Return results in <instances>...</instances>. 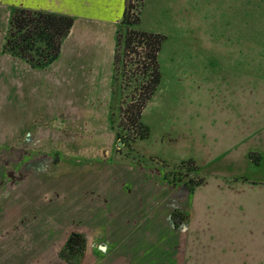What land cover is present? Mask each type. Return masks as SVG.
<instances>
[{
    "label": "rangeland",
    "instance_id": "374dc122",
    "mask_svg": "<svg viewBox=\"0 0 264 264\" xmlns=\"http://www.w3.org/2000/svg\"><path fill=\"white\" fill-rule=\"evenodd\" d=\"M170 1L180 9L178 21L140 15L137 25L138 29L165 36L157 54L160 81L141 113L147 138L127 141L125 137L132 133L124 129L119 138L115 135L119 108L125 105L121 101L129 100L137 83L134 80L141 76H131L133 66L121 50L120 58L127 65L123 67L122 61L119 64L116 96L110 104L113 117L110 113L109 120H105L106 124L111 122L114 137L105 125L104 133L94 143L78 144L77 149L84 150L80 152L83 159L70 151L77 150L73 143L67 157L52 151L49 166L37 167L35 174L25 173L17 191L13 185L1 189L0 226L4 227V238L51 239L55 248L70 232H79L85 237V249L87 244L114 241V262L120 264L125 248L123 242L117 243L121 235L110 237L105 230L119 228L116 220L121 222L127 217L128 223L120 231L128 236L136 234V213L144 210L134 209H138V192L130 184L124 186L131 189L130 194L117 185L115 191L121 194L115 195L111 189L110 193H100L99 198L96 188L102 180L128 184L132 179L137 185L142 173L132 172L133 165L151 164L162 166L167 183L188 190L193 185L184 200L193 211V234L202 241L192 247L196 264H264V183L248 185L242 180L244 175L264 181V163L256 167L258 154L249 152L250 161L245 151L254 142L264 149V126L257 123L258 135L250 130L243 132L245 127L239 130V112L264 114V0ZM253 81L258 86L251 88ZM99 142L109 150L103 153L91 149ZM36 151L39 156L43 153ZM261 153L264 156V150ZM46 156L43 159H50ZM72 157L82 162L76 161V166ZM34 162L42 166L39 159ZM136 173L138 177L133 176ZM230 175L237 179L234 184L224 182ZM157 180L149 184L155 187ZM123 196L130 198L132 207L116 216V210L122 208L118 205L109 210L110 203L116 199L119 203ZM15 208L19 210H12ZM164 212L167 215L171 210ZM183 217L174 211L170 223L177 226ZM163 218L167 224L168 219ZM132 250H143L141 257L152 255L149 247Z\"/></svg>",
    "mask_w": 264,
    "mask_h": 264
},
{
    "label": "crops",
    "instance_id": "0c3cea01",
    "mask_svg": "<svg viewBox=\"0 0 264 264\" xmlns=\"http://www.w3.org/2000/svg\"><path fill=\"white\" fill-rule=\"evenodd\" d=\"M124 2L125 0H0V190L13 185L17 191L23 183L25 173L35 174L39 171L37 167L44 169V166L52 163V151L67 157L69 147L73 143H76V149L78 144L94 143L93 141L98 140L104 133L102 129L105 130L106 126L112 129L111 122L106 124L105 120H109L113 98L116 32L123 15ZM173 2L144 0L140 15L142 18H156L164 22L178 21L180 9L178 4ZM15 8L68 15L73 18V24L61 43L58 56L48 65L33 67L3 51L10 15ZM257 86L255 81L250 85L251 88ZM257 123L264 126V114L239 112V130L245 127L243 132L250 130L258 135ZM112 135L114 137L113 129ZM105 147L104 143L99 142L93 144L91 149L105 153L109 150ZM36 150L43 153L39 156L35 154ZM262 150L264 149H261L257 142L245 149L250 161L249 152L258 154L259 158L254 163L256 167L263 166ZM70 151H74L79 160L83 159L80 152L84 150L78 148ZM31 155L34 158H30ZM46 155H49L50 159H43ZM76 157H72L71 161L77 166L76 161L79 160ZM35 159L42 161V166L35 165ZM63 160L61 159V162ZM78 166L80 167L79 164ZM136 171L142 173L139 177L142 179L137 185H134L132 179H129L128 184L102 180L98 189L92 187L96 188L98 198L100 193H110L111 189L115 195L121 194L119 190L115 191L117 185L120 189L128 190L125 194L131 193V189L124 187L129 184L138 192V209H134L144 211L136 213V222L139 223L135 229L136 234L128 236L120 231L128 223L127 217L121 222L116 220L115 225H120L119 228L113 226L111 231L105 230L110 237H114V234L121 235V240L117 243L123 242L125 248L120 256L124 261L119 259L120 264H196L197 258L192 254V247L202 241L196 239L197 235L193 234V211L191 204L184 200L185 194L190 190L167 183L162 176V166L133 165L132 172ZM135 175L133 176H139L137 173ZM156 178L159 183L153 187L149 183L154 184ZM235 180L236 177L230 175L224 182L234 184ZM242 180L248 185L264 183L244 175ZM167 191L168 194L163 197V193L166 194ZM109 197L112 198L110 194ZM129 199L123 196L119 203L117 199L112 201L109 210H115L119 205L122 210H116V216H121L124 210L132 207ZM165 210L171 212L166 215ZM174 211L184 216L177 226L170 223ZM163 215L168 219L167 224L163 222ZM9 226L13 229L10 224ZM3 234L4 227L0 226V264H67L59 254L67 237L62 244L54 248L51 239L21 240L4 238ZM113 242L105 240L96 245L87 244L79 264H116V256L112 251ZM138 246L142 249L152 248V255L141 257L143 250H132V247Z\"/></svg>",
    "mask_w": 264,
    "mask_h": 264
},
{
    "label": "trees",
    "instance_id": "16d2710c",
    "mask_svg": "<svg viewBox=\"0 0 264 264\" xmlns=\"http://www.w3.org/2000/svg\"><path fill=\"white\" fill-rule=\"evenodd\" d=\"M144 0H125L124 10L116 32V49L113 60V97L116 96L115 84L119 71V51L133 66L135 73L141 75L135 78V86L129 100L122 99L125 104L119 108V119L116 124V138L120 130L132 133L125 140L144 139L148 136L147 127L141 122V113L160 81L157 54L165 36L158 32L138 29L140 10ZM73 18L49 12L15 8L9 19L7 34L3 43V51L16 56L33 67H44L59 54L61 43L69 33ZM130 55H135L132 58ZM124 60V62H125ZM123 64V61H122ZM127 64H123L125 67ZM112 110V106H111ZM111 113V118L113 113ZM251 153L249 157H251ZM192 165V161H190ZM194 170L197 169L194 165ZM168 179V177H165ZM172 182V180L170 181ZM198 183V182H197ZM194 185H198L195 184ZM193 189V185L189 188ZM85 237L80 233H71L60 250V257L67 264H79L85 249Z\"/></svg>",
    "mask_w": 264,
    "mask_h": 264
},
{
    "label": "flooded vegetation",
    "instance_id": "af4514ba",
    "mask_svg": "<svg viewBox=\"0 0 264 264\" xmlns=\"http://www.w3.org/2000/svg\"><path fill=\"white\" fill-rule=\"evenodd\" d=\"M71 233H78V232H70V234H71ZM70 234H69V235H70ZM68 237H69V236H68Z\"/></svg>",
    "mask_w": 264,
    "mask_h": 264
}]
</instances>
